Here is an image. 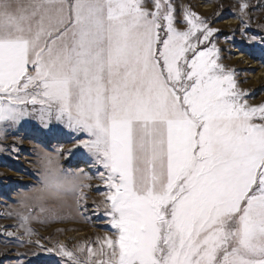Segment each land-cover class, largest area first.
Segmentation results:
<instances>
[{
  "label": "snow or ice",
  "instance_id": "1",
  "mask_svg": "<svg viewBox=\"0 0 264 264\" xmlns=\"http://www.w3.org/2000/svg\"><path fill=\"white\" fill-rule=\"evenodd\" d=\"M262 6L240 0L242 38L257 39ZM220 32L175 0H0V154L18 159L15 132L33 123L74 141L35 147L39 179L0 227L3 244L35 249L15 264H264V103L222 62ZM79 149L95 176L60 164ZM92 190L103 235L32 240L35 209L41 223L70 202L82 215Z\"/></svg>",
  "mask_w": 264,
  "mask_h": 264
},
{
  "label": "rangeland",
  "instance_id": "2",
  "mask_svg": "<svg viewBox=\"0 0 264 264\" xmlns=\"http://www.w3.org/2000/svg\"><path fill=\"white\" fill-rule=\"evenodd\" d=\"M239 2L240 0H175L178 10L182 5H190L193 11L209 19L211 27L221 29L217 42L219 47L226 50L222 62L239 70L237 76L239 88L249 91L250 95L247 97L249 104L259 105L264 103V44L260 43V39L264 38V28L259 27L264 25V6L250 13L253 20L247 29V36H255L257 39L249 41L241 37L238 29L239 21L235 18L234 10L238 11ZM248 2L256 5L259 0H248ZM217 12L221 14L214 15ZM233 28L237 29L234 40L226 41L225 37L232 35L230 29ZM229 49L231 56L228 55L227 50ZM15 135L23 138V143L17 144L18 159H13L7 154H0V227L8 226L10 230H13L12 226L17 224V220L15 216H9L8 213L21 210L16 203V194L29 191L39 179L35 147L38 145L53 152L60 145L67 150L74 142L68 135L47 133L35 123L21 128L15 132ZM2 143L10 148L13 143L11 135ZM81 152L83 149L74 151L71 156L61 157L60 164L66 169L85 168L90 175L95 176L96 170L85 164L79 156ZM91 183L96 185L99 182L94 179ZM88 197L87 210L81 209L82 215L75 211L74 203L70 202L69 207L59 209L61 218L52 222L41 223L40 220L51 218L47 212L39 213V208L35 209V212L39 214V219L30 224L35 232L32 240L39 239L46 246L60 242L72 248L77 242L94 240L97 235H103L107 229L94 214L93 205V200H98L100 197L95 190L89 191ZM54 204L55 202L49 201L46 206L51 207ZM83 217H88V219ZM30 250L35 249L27 244L19 247L15 243L5 245L0 242V252L6 251V254L0 255V264H15L17 252L23 253ZM46 259L41 254V260Z\"/></svg>",
  "mask_w": 264,
  "mask_h": 264
},
{
  "label": "bare ground",
  "instance_id": "3",
  "mask_svg": "<svg viewBox=\"0 0 264 264\" xmlns=\"http://www.w3.org/2000/svg\"><path fill=\"white\" fill-rule=\"evenodd\" d=\"M240 58V57H239Z\"/></svg>",
  "mask_w": 264,
  "mask_h": 264
}]
</instances>
